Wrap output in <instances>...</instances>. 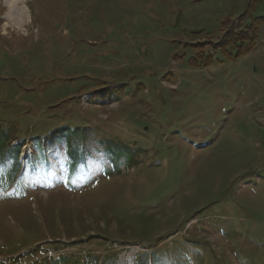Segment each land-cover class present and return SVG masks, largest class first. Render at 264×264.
<instances>
[{
  "label": "rangeland",
  "instance_id": "374dc122",
  "mask_svg": "<svg viewBox=\"0 0 264 264\" xmlns=\"http://www.w3.org/2000/svg\"><path fill=\"white\" fill-rule=\"evenodd\" d=\"M21 3L18 28L0 0V264H264V23L247 54L187 61L264 0ZM65 148L86 159L67 180Z\"/></svg>",
  "mask_w": 264,
  "mask_h": 264
},
{
  "label": "trees",
  "instance_id": "16d2710c",
  "mask_svg": "<svg viewBox=\"0 0 264 264\" xmlns=\"http://www.w3.org/2000/svg\"><path fill=\"white\" fill-rule=\"evenodd\" d=\"M257 0H249L248 6H252ZM248 12V8L246 9ZM243 15V14H242ZM241 15V16H242ZM240 19V18H239ZM246 19V18H245ZM243 20V19H242ZM242 20H239L236 25H239L242 23ZM246 21V20H245ZM244 21V22H245ZM225 22V21H224ZM264 23V15L260 17H256L253 19H250L249 22L246 23V29L236 30V25L234 26V23L232 25L230 24L229 27H227L226 31L223 33V35L219 38L217 42H210V41H203L198 42L196 44H193V46L198 49L200 52L196 54L195 56L190 57L187 61L190 66L194 67H208L214 63L213 56L215 54L223 55L227 60H233V58H238L242 54L249 53L255 46V43L258 38V29L260 26ZM224 25H226L224 23ZM203 46H208L205 50H203ZM127 92V85L126 84H119L118 86L112 85V86H106L100 89H97L90 97V103H97L99 104L100 101L105 100L107 102H111L114 100H117L119 97H124ZM11 128V127H10ZM11 130V129H10ZM0 130V137H2ZM53 133L55 134V137H53ZM52 133L51 136H47L44 138L43 141L40 142L39 150H35V160H41L45 161V156L43 152L41 151V144L43 142H52L54 141H60L63 144H68L71 141L78 144L80 140H83V138L86 135V128L84 126H78V128L70 129L69 126H65L63 128H59V130H55ZM63 137V138H62ZM53 138V140H51ZM24 142L19 141V145L16 147H11V159H14L15 161L18 160V154L20 145H24ZM35 145V144H32ZM36 146V145H35ZM66 153L70 161L67 163V171L65 178L69 177V171L71 168L77 163H85L86 159L84 157H79L78 159H73L72 156L75 154L74 148L68 149L65 148ZM89 149L87 147H82V154L83 153H89ZM32 160V158L30 159ZM46 171V168H44ZM9 185V184H8Z\"/></svg>",
  "mask_w": 264,
  "mask_h": 264
},
{
  "label": "bare ground",
  "instance_id": "6f19581e",
  "mask_svg": "<svg viewBox=\"0 0 264 264\" xmlns=\"http://www.w3.org/2000/svg\"><path fill=\"white\" fill-rule=\"evenodd\" d=\"M25 0H3L4 6L8 8V12L5 13V17L14 23L15 26L21 28L25 26L26 20H28L27 7L21 3ZM20 5V6H19ZM136 250V248H135ZM134 257V252L131 253L130 258Z\"/></svg>",
  "mask_w": 264,
  "mask_h": 264
}]
</instances>
